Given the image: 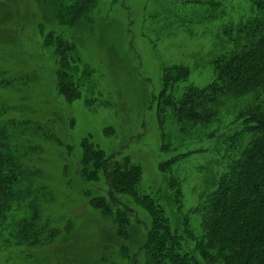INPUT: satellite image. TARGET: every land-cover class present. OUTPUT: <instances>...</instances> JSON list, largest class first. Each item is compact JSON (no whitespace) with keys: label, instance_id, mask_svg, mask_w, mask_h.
<instances>
[{"label":"rangeland","instance_id":"rangeland-1","mask_svg":"<svg viewBox=\"0 0 264 264\" xmlns=\"http://www.w3.org/2000/svg\"><path fill=\"white\" fill-rule=\"evenodd\" d=\"M253 2L95 0L71 25L58 0H0V129L18 174L0 222V264H149L146 252L133 260L152 221L137 202L143 196L162 210L163 232L176 231L197 264H207L195 249L204 236L198 208L226 172L222 139L234 132L236 103L219 107L208 125H183L162 93L166 72L180 69L188 76L175 95L208 86L216 59L229 50L224 30ZM53 35L75 50V99L59 91V56L47 45ZM85 140L140 169L136 195L119 196L138 217L130 218L127 241L91 202L105 193L104 179L80 178ZM35 212V225L48 232L19 236Z\"/></svg>","mask_w":264,"mask_h":264},{"label":"trees","instance_id":"trees-1","mask_svg":"<svg viewBox=\"0 0 264 264\" xmlns=\"http://www.w3.org/2000/svg\"><path fill=\"white\" fill-rule=\"evenodd\" d=\"M58 1L61 19L71 25L95 2ZM224 38L229 50L216 59L215 79L208 86L189 85L177 96L175 87L188 73L185 69L175 73L167 71L162 97L170 101V109L183 125L212 123L218 108L234 99L235 118L228 125L234 132L222 139L227 169L215 191L198 208L204 236L195 249L207 264H264V0H254L248 15L236 26L224 30ZM47 45L55 47L59 56V91L69 99L80 97V80L74 77L78 72L72 56L74 48L54 35ZM169 90L170 95H167ZM0 130L1 222L16 198L18 174L5 144L9 137ZM122 156L121 153L107 155L85 140L79 158V174L88 183H100L101 178L104 179L105 193L92 198L91 202L102 214L115 220L118 236L127 241L131 233L130 218L138 217L119 196L136 195L141 172ZM136 199L146 205L152 221L146 243L134 255V262L138 261V255L146 252L149 264H197L195 255L181 245L176 231L163 232L168 222L153 199L147 196ZM37 217L35 212L24 222L18 235L27 239L46 234L47 226L35 225ZM168 238L170 246L166 247ZM159 244L157 251L155 245Z\"/></svg>","mask_w":264,"mask_h":264}]
</instances>
